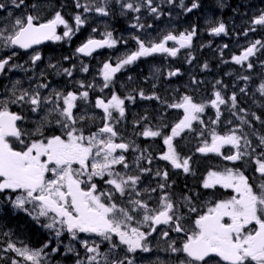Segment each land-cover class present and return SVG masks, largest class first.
Segmentation results:
<instances>
[{
  "label": "flooded vegetation",
  "instance_id": "obj_1",
  "mask_svg": "<svg viewBox=\"0 0 264 264\" xmlns=\"http://www.w3.org/2000/svg\"><path fill=\"white\" fill-rule=\"evenodd\" d=\"M16 2L17 4H15ZM47 2L48 0H42V2L41 0L39 2L30 0L29 3L25 1L21 3L15 0V2L8 1L6 5L12 7L13 5L27 4L31 9L30 14H36V17H38L36 22L44 23L52 19V17L46 14L39 16L36 9L40 10V7H42L45 11ZM193 3L197 4V7L193 8ZM256 3L264 8V0H172L170 4L160 3L156 7V13L162 9L163 11L168 10L167 19L179 27L171 29L174 35H177L178 32H189L195 29L191 45L180 48L175 41L171 45H166L169 48L179 49L174 57L167 53H154L149 56L139 57L135 62L126 65L117 72L108 83V87H104L105 81L101 75L103 64L109 62L114 66L126 54L138 49L137 39L145 41L141 36H133L131 34L130 24L134 20V13L131 10L123 11L122 9L120 12L122 18H115L113 3L108 6L109 3L105 2L104 6H108L107 12L110 17L107 15L103 18L95 16L88 18V14H83L84 23L78 29L77 26L73 27L70 18V27L74 29V32L71 38L68 39V44L66 39L62 38L60 43H66V45L62 49L56 47V51H61L62 53L60 57H54L55 48L53 44H55V41L52 40L32 46L27 50L11 46L10 49L17 56L20 72L16 71V78L13 77L12 82L8 84L11 85L12 89L10 94L13 95L14 93V95L12 98L7 96L4 100L0 98L1 102L8 99L13 100L27 90L30 95L31 91L33 93L39 92L42 101L44 97H51L53 109L57 104L60 108H63L62 97L67 95L68 92H73L78 96L75 102L76 106L73 109V114L77 118L76 127L82 129L84 135L88 136L97 132L104 125V111L96 107L97 99H103L107 102L115 93L124 100V115L121 117L118 111L112 110L110 123L117 132V136L113 139L115 143L128 144L129 148L126 151L117 149L114 154H123L125 156V161L129 166L126 171L127 175L140 177V181L136 185V191L140 192L141 195L136 196L131 189H128L123 196L120 193H114L112 202L120 207L130 209L132 206L128 203L129 200L140 199L146 202L149 208L159 210L160 197L167 193L174 204L175 216L180 217L179 223L185 229L184 232L179 233L174 231V221L170 222L169 225H158L156 231L153 232L148 225H137L136 221L142 219L143 212H133L131 214L135 218L130 222L131 226H139L142 231L151 232V235L146 240L149 251L145 252L137 249L135 252H128L127 246L122 245L115 235H113L111 241L104 240L102 242L101 240L103 239L100 236L91 235V246L99 245L98 253H91V255L97 256V260L93 261L92 264H111L114 260L122 261L123 264H128L129 260L133 264H181L182 261H187L189 258L182 251L172 252L169 244L174 241V247L182 248L187 235L194 230V221L199 215L204 214L217 201L229 199L236 195L232 189H225L220 185L204 188L203 180L209 171H223L226 168L239 169L248 178L254 190L259 191L258 186L264 184V176L256 171L257 165L255 163V159L260 158L261 154L264 153V146L260 145V138L264 137V131L255 129L251 132H244L247 133L248 137L251 136L252 139L251 148L248 149L251 154L244 156L238 161H228L223 157L235 152V149L231 148V146H224L221 149L222 154L200 153L197 151L199 147L203 146L205 140L190 142L189 138L193 137L192 135L195 132H199L195 121H193L191 129H185L180 136L175 137L173 140V145H175L174 147L181 159L190 158V171L185 173L183 169L173 168L169 161L160 158L167 151V146L164 142L162 143V139L171 134L172 127L184 116L183 109L169 107V105L178 103L177 97L182 98L187 95L194 102L200 96L211 102V100L215 99L214 93L219 91L225 100V103L219 106V110L224 112L227 110L226 107H233L231 97L235 94V107L231 111L233 113L238 112L243 108L240 105V101L244 92L237 89V87L238 84L243 83V72L245 71L247 73L245 77L250 80L245 81L247 95L244 94V98L249 100L250 105L259 106L258 96L253 91H255L254 82L258 81L259 77L262 78L264 76V54L259 53V50L263 47L258 46L257 52L241 64H237L232 60L233 55L241 54L237 46V42L240 39H247V41L251 42L259 40L264 43V26L252 24L253 19H251V16L256 15L254 13ZM77 12L79 10L74 13ZM145 16L143 19L137 17L135 22L142 19L144 24H152L155 22L154 19L157 20L153 17L154 15L151 16L148 12H145ZM120 20L124 21L120 22ZM210 23H215L216 26L219 23H223L225 32L218 35L211 34V27H207ZM206 27L207 34L205 31ZM62 29V25L57 26L58 35H61L64 31ZM93 29L96 31L94 32ZM108 32H111L112 38L117 41L114 47L108 48L105 46L87 56L76 52V49L88 38L101 40ZM208 39L218 44L211 45ZM160 40L150 39V42L145 44L150 46L151 43H158ZM119 43L123 44L119 46ZM199 44H203L205 47L211 45L208 50L212 51L210 57L213 55L211 58L214 60V68L210 66L209 62L195 66L193 54ZM35 52L40 53L41 59L33 63L30 60V56ZM249 63L252 64L251 68L248 67ZM31 65H35L36 76L31 75ZM85 67H87V71L83 70ZM65 69L71 71L70 76L65 72ZM209 69L212 72L215 70L220 76H213L212 79L205 78L203 74L210 71ZM240 71L242 72L240 73ZM170 72H176V75L170 76ZM38 73H40L39 79L41 81L39 84L33 82L38 78ZM163 77L169 82L167 89H163L158 84L159 81L164 79ZM194 81H196L195 86ZM148 83L150 84L148 85ZM202 83L212 89H208V92H202L200 90V86L204 87ZM40 85H46V87H40ZM89 85H92V87H88ZM85 91L88 93L86 99L80 97V93ZM57 92L61 93L60 99H57L55 95ZM141 92H143V97L140 95ZM179 93H181L180 96ZM6 94L8 95V92ZM194 94L196 95L195 97ZM250 94L252 95L249 97ZM261 100H263V96H261ZM10 105V112L22 117L21 120L16 122L17 127L24 133L22 138H28L35 131L43 128L42 125L44 126V124L42 122L38 123V127L34 128L31 120L39 114L44 115L49 102H42L36 111H33L32 106L27 102L10 103ZM255 112L249 113L246 110L245 121H249L255 128H260L258 122L262 121V119L257 117V115L251 117ZM207 113L204 117L206 119V134L209 137L207 141H209L206 142L210 144L211 132L213 131V124L210 118L217 114V109L211 105L207 109ZM51 115L58 117V112L52 111L48 116L50 117ZM80 117H84V119L80 120ZM225 120V114L219 115V122ZM146 128L153 131L159 130L161 135L145 137L142 133ZM216 132L224 135L222 132ZM253 134L257 136H252ZM251 149H255V152L252 153ZM244 150V148H241V151ZM145 158L151 160V164L144 163L143 160ZM123 168V165H115L114 171L121 173ZM141 169L148 171L142 172ZM165 171L168 173L166 179L163 175H156L157 172L162 174ZM107 178H99L93 181L97 184L99 191L111 188L110 185L104 183ZM162 183L166 185L164 189L159 188ZM151 189L156 191L153 192ZM192 208H195L196 211L192 212ZM41 219L43 222V218ZM256 227L253 222L248 226V230ZM165 231L169 233L168 237L162 235ZM81 234H83L82 237H76L75 239L72 237V239L82 241L83 237L89 235L86 233ZM158 235L161 236L158 241L151 239V237ZM113 244L116 247L113 248ZM205 260L207 264H226L214 254L211 258L206 257ZM197 264H204V262H197ZM247 264H255V262L248 261Z\"/></svg>",
  "mask_w": 264,
  "mask_h": 264
},
{
  "label": "snow or ice",
  "instance_id": "obj_2",
  "mask_svg": "<svg viewBox=\"0 0 264 264\" xmlns=\"http://www.w3.org/2000/svg\"><path fill=\"white\" fill-rule=\"evenodd\" d=\"M20 2L23 3V0ZM147 3L151 6L152 0H147ZM4 7V4H0V9ZM77 7L79 8L81 5L78 3ZM123 7L139 10L138 7L134 8L132 3L124 4ZM192 7H197V4L193 3ZM84 11L88 12L90 8L85 5ZM95 11L103 15L108 14L103 6L96 7ZM150 11L156 13L157 9L150 7ZM74 19L78 29L84 20L80 15H76ZM37 20L38 17L28 15L26 18H17L7 34H4V29H0V40H2L3 46L29 49L33 45H39L42 41H59L62 38H71L73 35L74 29L69 26L60 12H56L52 19L44 23H37ZM252 24L264 26V12L253 18ZM58 25H63L65 28L63 36L57 34ZM93 31L96 30L93 29ZM211 32L217 35L224 33L225 25L219 23L218 26L211 29ZM194 35L195 29L181 32L179 36L170 32L163 36L158 43H151L150 46L134 38L137 39L138 44L136 51L126 54L114 66L109 62L103 64L101 75L105 81L104 87H108V83L117 72L126 65L135 62L139 57L154 53H167L170 56H176L179 49L169 48L166 43L175 41L180 48L189 47ZM116 43L117 41L112 38V33L108 32L101 40L88 38L76 49V52L87 56L96 49L105 46L112 48ZM258 46L264 47V43L259 40L255 41L240 55H233L232 60L237 64L247 61L257 52ZM40 58L39 53L31 57L33 63ZM9 59L11 57L0 59V70L5 68ZM248 67L251 68L252 64L249 63ZM83 70L87 71V67ZM65 72L69 76L71 75V71L68 69H65ZM169 75H176V72H170ZM244 79H248V77H244ZM81 86L83 87V85ZM40 87H46V85H40ZM88 87H92V85ZM241 91L244 90L241 89ZM260 91L264 93V84L261 85ZM55 95L57 99L61 98V93L57 92ZM140 95L143 97V92ZM87 96L86 91L80 93L82 98L86 99ZM214 96L215 99L210 103L213 108L217 109V117H219V106L224 104L225 100L219 91L215 92ZM62 99L63 108L57 104L54 109H50V111L59 113L60 119L56 123L61 127L62 134L35 139L31 143H25L22 139L24 133L16 123L22 117L10 112L8 104L27 102L32 106V110L36 111L42 102H50L51 97L43 98L42 101L39 92L30 95L25 90L13 100L0 102L2 105L0 106V192L19 190L20 195L13 201L14 205L24 208L26 204L31 203L34 208L39 209L38 216L49 217L51 215V222L45 227L53 229L57 224L60 225L61 229L57 230V236L60 235L63 228H66L74 239L77 233H95L106 241H111L115 235L122 245L127 246L128 252H135L137 249L149 251L146 240L151 235V232L142 231L139 226H131L130 222L135 218L131 214L133 212L142 211V219L136 221L137 225H148L153 232L156 231L158 225H169L174 221V231L184 232L185 229L179 223L180 217L175 216L174 204L167 193L160 197L159 210L149 208L148 204L140 199L129 200L128 203L132 206L130 209L120 207L112 202L114 193H120L123 196L128 189H131L136 196L141 195L136 191V185L140 181L139 176L114 171L115 165L129 167L123 154H114L117 149L128 150L129 145L114 142L113 138L117 136V132L110 123L112 110L118 111L121 117L124 115V100L115 93L107 102L98 98L96 107L104 111V125L97 132L85 136L83 130L76 127L77 118L73 114L75 102L78 99L77 94L68 92ZM231 100L235 106V94ZM169 107L183 109L184 116L172 127L171 134L164 137L163 142L167 146V151L160 158L169 161L173 168L183 169L185 173H188L190 158L181 159L173 145V140L180 136L185 129H191L192 122L200 119L198 114L204 112L205 106L193 102L189 96H183L180 103L169 105ZM79 119L83 120L84 117ZM142 135L157 137L161 135V132L146 128ZM10 138L19 141L23 146L22 150H15ZM260 145L264 146V137L260 138ZM224 146H231L235 149L233 154L223 157L228 161H238L251 154L248 151L251 148V142L247 137L237 135L235 129L225 135H220L213 130L211 143L205 141L197 151L222 154L221 149ZM241 148L245 150L241 151ZM251 152L254 153L255 149H251ZM255 163L256 171L264 176V153L260 158L255 159ZM74 165H78V167H74ZM141 171L148 170L141 169ZM156 175H163L166 179L168 173L166 171L162 174L157 172ZM105 176L108 178L104 180V183L110 185L111 188L99 191L93 179L96 177L103 179ZM216 185L232 189L236 195L217 201L204 214L199 215L194 221V230L187 235L182 248L174 247V241L169 244V248L172 252L182 251L186 254L189 259L182 261L181 264H197V262L207 264L205 258H211L213 254L226 264H247L248 261L264 264V184L259 185V191H256L242 171L226 168L223 171H209L203 180L204 188H212ZM165 186L162 183L159 188L164 189ZM151 191L156 190L151 189ZM191 211L195 212L196 209L192 208ZM253 222L257 227L248 230V226ZM162 235L168 237L169 233L165 231ZM82 244L88 253H98L99 245L89 246L87 241H82ZM112 247L114 248L116 245L113 244ZM8 249L15 251L25 260L31 261V264H40V250H29L27 247L17 248L12 243L8 244ZM68 250L72 251L71 248ZM87 260L89 264H92L97 260V256L89 255ZM12 264H18V261L13 260ZM76 264H82V261L77 260ZM111 264H123V262L114 260ZM128 264H133V262L129 260Z\"/></svg>",
  "mask_w": 264,
  "mask_h": 264
},
{
  "label": "rangeland",
  "instance_id": "obj_3",
  "mask_svg": "<svg viewBox=\"0 0 264 264\" xmlns=\"http://www.w3.org/2000/svg\"><path fill=\"white\" fill-rule=\"evenodd\" d=\"M71 1H72V6L76 10H79V12L73 13L71 15V22L73 24V27L74 26H77L75 24V19H74V17L76 15H80L81 18L83 16V14H88V18H92L94 16L95 17H99V18H103V17H106L107 15L109 16V14L103 15V14L97 13L95 11V8L96 7H100V6L105 7L104 6V3L106 2L105 0H71ZM41 2H42V0H41ZM7 3H8V0H0V4H4L5 5V7L3 9H0V29H4V34H7L11 30V26H12V24L14 23V21L17 18H26L30 14V11H31V9L29 8V6L27 4H21V5H18V6L17 5H13L12 7H8L6 5ZM78 3L81 5V7H79V8L77 7V4ZM127 3H132L133 6H134V8H136V7L139 8L138 11H135L133 9H128V10H131L134 13V20L130 24V28H131L130 31H131V34L133 36H141L142 38H144L145 39V41H143L144 43H149L150 42L149 41L150 39L155 40V41L156 40H159V39H162L163 36L167 35L170 32L173 34V32L171 31L172 28H179L178 26H176L175 23H173L171 20H168L167 19V16L169 14V11L168 10L163 11V9H162L158 13H152L150 11V7H155L156 8V7H158V5L160 3L170 4L171 3L170 0H152L151 6L148 5L147 0H123V1L118 0V1H116V3H113V5L116 6L117 15L120 14V12H121L122 9H123V11L124 10H127V8H124L123 7V5L124 4H127ZM15 4H17V2ZM85 5H87L90 8V11H88V12H85L84 11V6ZM111 5H112V3H109L108 6H111ZM108 6L105 7L106 11H107ZM48 8L49 7L47 6L45 11H47V13L50 12L51 13V17L53 18L55 16L56 12H58V11L55 8H52V9H48ZM52 10H54V11H52ZM145 12H148L151 16L154 15L153 17L156 18L157 20L154 19L155 22L152 23V24L151 23L144 24L142 22V19L144 17H146L145 16ZM262 12H264L263 7L260 6V5H258V4L255 5L254 6V13L256 15H252L251 16V19H253L255 17H258ZM30 15L36 16V14H32V13ZM137 17L138 18H142L141 21L135 22V20L137 19ZM216 21H215V23H216ZM71 22H70V24H71ZM215 23H210L207 27L210 26L211 27L210 29H212L213 27H216ZM207 27L205 29L206 34H207ZM62 28H63L62 30L65 31V28H64L63 25H62ZM63 32L61 33L62 36H63ZM180 33L181 32H178V34L176 36H179ZM211 34H213V33L211 32ZM205 38H207V37H205ZM64 39H66V43L68 44V42H69L68 39L69 38H64ZM209 41L211 42V45L218 44V43H213L211 40H209ZM66 43H60L59 45H57V47L59 49H62L66 45ZM173 43H174V41H169V42L166 43V45H171ZM252 43H254V42L247 41V39H243L242 38V39H240L237 42V46L240 49V51L242 52L245 48H247ZM122 44L123 43H119V46H121ZM201 47H205V46L203 44H199L196 47V49H195V52L193 54L194 64L196 63L195 57H196L197 53H199ZM10 48L11 47H4L3 46V43H2V40H0V59H8L9 57H11V59L8 60V64L5 66V68L3 70H0V98H1V100H4V98L6 99L7 96L10 97V98H12L13 95L10 94V93H12L11 85H8V84H10V82H12L13 77L16 78V75H15L16 74V71L17 72H20V70L18 68L17 56L13 55V52L14 51H12ZM8 49H9V51H8ZM133 51H136V50H133ZM131 52H129V53H131ZM36 53H39V52L33 53L30 56V60H32L31 57L33 55H35ZM40 57H41V55H40ZM195 66H197V65L195 64ZM30 69L32 71L31 72V75L36 76L37 75V71L35 69V65H31L30 66ZM242 71H240V73ZM243 73L245 74V76L247 75V73L245 71ZM263 73H264V71H263ZM39 75H40V73H38V76H37L38 78L33 81L34 83H38L39 84L41 82L40 79H39V77H40ZM203 75L207 79H212L213 76H214L213 75V72L209 75V71L205 72ZM163 78L164 79H162L161 81H159L158 84L163 89H167L168 86H169V82L167 80H165V77H163ZM262 84H264V76L262 78L259 77L258 78V81L254 82L255 91H253V93L258 96V99H259V102H258L259 103V107L264 110V93H262L260 91V87H261ZM195 85H196V81H194V86ZM237 89H239L240 91H241V89H243L244 90L243 91L244 94L247 95L246 90H245V81H243L242 84H238ZM6 92H8V95L6 94ZM30 93L33 94L32 91ZM180 95H181V93H179V96ZM251 95L252 94H250L249 97ZM185 96H187V95H185ZM195 96L196 95L194 94V97ZM261 96H263V100H261ZM44 98H46V97H44ZM181 99L182 98L177 97L178 103L181 102ZM194 102L195 103H198V104H204L205 110H204L203 113H199L198 114L199 117H200V119L197 120V121H195V125L198 128L199 132H195V134L192 135L193 137L189 138V140H190V142H193V141H199L200 142V141H203V140L207 141V139L209 137L206 134L207 128H206V119H205L204 116H205V114H208L207 113V109H209V106H211V103L206 98H202L200 96H198V100H195ZM234 107L235 106L229 107V108L226 107L227 110L224 111V112L221 111V110H219L220 111V115L221 114H225V119L226 120L223 121V122H219V117H217V114L216 115L214 114V117L213 118H210L211 121H212V124H213V130L222 132L225 135V134H229L233 129H235L237 135H240L242 137H247V139L250 142H252L251 136L248 137L247 133H244V132H251V131H253L255 129L257 131H262V129H264V124H263L264 123V119H262V121H259L258 122L259 125H260V128H258V127L255 128V126L253 124L249 123V121H245L246 120V118H245L246 111L244 109H240V111L233 113L231 110ZM50 109H53V102L52 101H50L49 102V106L46 107V110H45L44 115L39 114V111H38V114L39 115L38 116H34L32 118L31 121L34 124V128L38 127V123L42 122L46 127L52 124L59 131L62 132L61 127L56 123V121L60 119L59 113H58V117H56L55 119L53 118L52 119L53 121H51L50 117L48 116L52 112V111H50ZM219 109H220V107H219ZM201 121H202V123H201ZM213 121H215V123H213ZM42 127H43V125H42ZM252 136H257V135L254 134ZM163 141H164V138L162 139V143H163ZM241 143L243 144V140L241 141ZM143 162L146 163V164H151L152 161L145 158L143 160ZM74 167H78V165H74ZM127 169L128 168H123L122 171H121V173H126ZM104 178H107V176H105ZM84 179H86V178H84ZM14 195H15V193H14ZM13 205H14V203H13ZM16 208H18V207H16ZM23 209L26 210L29 213L27 215V217L30 218L32 222H35L36 224H38L39 226H41V228H39L37 231L31 233L32 234L31 241L32 240H35V239H38L40 237V235H42V234H44L46 232H50L51 231L50 228L45 227V225H47V224H49L51 222V215L49 217L38 216L39 209L38 208H34L33 204H31V203L26 204ZM41 218H43V222L46 221L45 224H43ZM59 229H61V226L58 225V224L56 225L55 228H53V230L55 231V233ZM62 231H64L66 233V237H65L66 240L74 241L75 243H77L78 245H80L82 247H84V245L82 244V241H87L88 245L91 246V244H90L91 235L92 236H98L95 233H86V234H89V235H87L86 237H83V240L82 241H78V240L72 239V235L70 233H68V231H67L66 228H63L60 231V235L59 236H57V234H56L57 240L61 237V232ZM82 236H83V234H81V233L78 234L77 233V236L76 237H82ZM160 237L161 236L158 235L156 237H151V239H153V241H158ZM118 240H119V238H118ZM51 241L55 243V241H56L55 235H52L51 236ZM101 242H102V240H101ZM8 244H7V247H8ZM12 244H14V243H12ZM14 245L17 248H24L25 247V245L19 244V243H18L19 246L16 245V244H14ZM44 246L46 248L51 247V245L49 243H45ZM53 249L54 248H52L50 250H47V251L48 252H54ZM29 250H40L41 251V256L43 255V249L42 248L29 249ZM56 252H58L60 254H63L64 253V249H62L60 246H58ZM89 255H91V253H89ZM18 256H20V255H18ZM20 257H22V256H20ZM3 258L5 259L6 264L7 263L8 264H12V261L13 260L18 261V264H21V261L19 259H17V258H14L13 256H11V254H9V252L4 253L3 254ZM0 264H3V261H2L1 258H0ZM73 264H76V263H73Z\"/></svg>",
  "mask_w": 264,
  "mask_h": 264
},
{
  "label": "trees",
  "instance_id": "obj_4",
  "mask_svg": "<svg viewBox=\"0 0 264 264\" xmlns=\"http://www.w3.org/2000/svg\"><path fill=\"white\" fill-rule=\"evenodd\" d=\"M8 1L12 2L14 0H8ZM16 1H20V0H16ZM23 1L28 2V3L30 2V0H23ZM35 1L39 2L40 0H35ZM105 1H106V3H116V1H118V0H105ZM120 1H123V0H120ZM259 1H263V0H259ZM57 2H58V4H57ZM45 5H46V7L47 6L49 7L48 9L55 8L58 12L61 13L62 17L68 22L69 26L71 25L69 22L71 15L74 12H76V9L72 6L71 0H48V3H46ZM40 8H41L40 10L36 9V11H38L40 16L41 15L43 16L44 14H46L49 17H51L50 12L47 13V11H44L42 7H40ZM54 10H52V11H54ZM113 14H115V18H122V15H120V14H118L117 16H116L115 12H113ZM72 42L74 43L73 40H72ZM59 44H60V40L55 41V44H53L54 48H55L54 49L55 50L54 57L62 56L61 51L60 52L56 51V47ZM210 47H211V45L206 47V48L201 47L199 53H197V58H198V61L203 62V63H208V62L210 63L211 62L210 66L212 68H214V65H215V64H213L214 60H213V58L210 57V55L212 54V51L208 50V49H210ZM205 49H206V51H205ZM261 52L264 53V47L261 48ZM208 54H209V56H208ZM206 55H207V57H206ZM207 58H208V61H207ZM198 61H196V62H198ZM213 75L214 76H220V74L218 72H216L215 70L213 71ZM244 77H245V74L243 76L244 81L250 80V79H244ZM203 85L205 88L200 86V90L202 92H208V89H212L211 87H209L206 84H203ZM242 95H243V98L240 101V105L243 107L242 109H244V110L246 109L248 112L249 111H251V112L256 111L255 114L252 115L251 117H254L255 115H257V117H259L260 119H264V110L262 108H259V106L250 105L249 100H247V99L245 100V98H244L245 95L244 94H242ZM0 102H1V100H0ZM42 130H44L47 133L49 132L48 126L46 127L45 125L43 126ZM42 137L43 136H40V137L37 136L35 133V134L30 136L29 140L31 142L32 140H35L37 138L41 139ZM11 140L14 141L15 139L10 138V142H11ZM21 148H23V147H21ZM13 195H14V192H12L10 190H4V191L0 192V258L3 261V264H6V261L3 258V254L6 252H9V254H11V256H13L14 258L19 259L21 261V264H31V261L25 260V258L18 256L14 251L8 249V247H7L8 243H14L16 245H18V243L23 244V245H25V247H27L29 249L42 248L43 249V255L40 257V264H73V263H76L77 260H81L82 264H89V262L87 260L89 253L87 252L86 248L78 245L74 241L66 240V238H65L66 233L64 231L61 232V237L58 240H57V236H56L55 231L53 229H51L50 232H46V233L40 235V237L38 239L31 241V239H32L31 233L37 231L39 228H41V226H39L35 222H32L31 219L27 217V215L29 213L26 210H24L23 208H16L12 204ZM45 222H43V224H45ZM52 235H55V239H56L55 243L51 241ZM102 241H104V240H102ZM45 243H49L51 245V247L46 248L44 246ZM58 246H60L62 249H64L63 254L56 252ZM52 248L55 249L54 252H48L47 251V250H50ZM69 248H71L72 251H69L68 250Z\"/></svg>",
  "mask_w": 264,
  "mask_h": 264
},
{
  "label": "bare ground",
  "instance_id": "obj_5",
  "mask_svg": "<svg viewBox=\"0 0 264 264\" xmlns=\"http://www.w3.org/2000/svg\"><path fill=\"white\" fill-rule=\"evenodd\" d=\"M196 1H197V0H196ZM206 1H207V0H206ZM211 1H212V0H211ZM204 2H205V1H204ZM238 2H239V1H238ZM57 4H58V2H57ZM67 4H68V3H67ZM204 4H205V3H204ZM70 5H71V4H70ZM57 7H58V6H57ZM112 7H113L114 12L117 13V11H116V6H112ZM202 7H203V6H202ZM206 7H207V6H206ZM203 8H204V7H203ZM209 8H210V7H209ZM69 9H70V8H69ZM263 9H264V8H263ZM72 10H73V9H72ZM70 12H71V11H70ZM116 16H117V14H116ZM186 20H187V19H186ZM189 20H190V19H189ZM121 21H122V20H120V22H121ZM123 21H124V20H123ZM123 21H122V22H123ZM190 21H191V20H190ZM190 21H189V22H190ZM113 22H115V21H113ZM183 22H186V21H183ZM198 22H199V21H198ZM246 23H247V21H246ZM184 24H185V23H184ZM198 24H199V23H198ZM123 25H124V24H123ZM191 25H192V24H191ZM189 26H190V24H189ZM199 26H200V25H199ZM115 27H116V25H115ZM185 28H186V27H185ZM185 28H184V29H185ZM196 28H197V27H196ZM199 28H200V27H199ZM189 29H190V28H189ZM198 36H199V35H198ZM198 36H197V37H198ZM205 40H206V39H205ZM205 40H204V41H205ZM202 42H203V41H202ZM207 42H208V41H207ZM207 42H206V43H207ZM197 51H198V50H197ZM205 51H206V49H205ZM259 53L264 54L263 52H261V49L259 50ZM208 56H209V54H208ZM212 56H213V55H212ZM212 56H211V57H212ZM206 57H207V55H206ZM209 58H210V57H209ZM195 60L198 61L197 55H196V57H195ZM207 61H208V58H207ZM200 63H203V62L198 61V62H196L195 64H196L197 66H200ZM210 63H211V62H210ZM210 63H209V64H210ZM213 64H214V63H213ZM208 66H209V65H208ZM223 67H224V66H223ZM199 69H200V68H199ZM209 70H210V69H209ZM211 73H212V71L210 70V71H209V75H210ZM143 74H144V73H143ZM146 74H147V73H146ZM138 75H139V74H138ZM138 79H139V78H138ZM136 84H137V83H136ZM142 84H143V83H142ZM149 84H150V83H148V85H149ZM166 85H167V84H166ZM168 87H169V86H168ZM150 88H151V87H150ZM150 91H151V90H150ZM155 92H156V91H155ZM245 100H246V99H245ZM251 110H252V109H251ZM260 111H261V110H260ZM250 112H251V111H249V113H250ZM257 122H258V121H257ZM263 124H264V123H263ZM263 130H264V129H262V132H263ZM253 131H254V130H253ZM253 135H254V134H253ZM7 264H8V263H7Z\"/></svg>",
  "mask_w": 264,
  "mask_h": 264
},
{
  "label": "water",
  "instance_id": "obj_6",
  "mask_svg": "<svg viewBox=\"0 0 264 264\" xmlns=\"http://www.w3.org/2000/svg\"><path fill=\"white\" fill-rule=\"evenodd\" d=\"M49 40H47V41H42L40 44H43V43H47ZM33 46H35V45H33ZM17 47V46H16ZM22 50H27V49H22ZM97 50V49H96ZM95 50V51H96Z\"/></svg>",
  "mask_w": 264,
  "mask_h": 264
}]
</instances>
